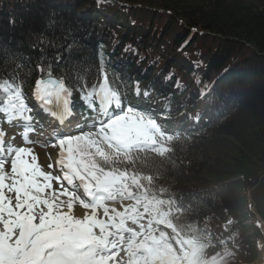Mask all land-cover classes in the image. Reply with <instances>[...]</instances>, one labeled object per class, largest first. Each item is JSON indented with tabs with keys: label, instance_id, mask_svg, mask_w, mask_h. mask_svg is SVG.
Masks as SVG:
<instances>
[{
	"label": "trees",
	"instance_id": "obj_1",
	"mask_svg": "<svg viewBox=\"0 0 264 264\" xmlns=\"http://www.w3.org/2000/svg\"><path fill=\"white\" fill-rule=\"evenodd\" d=\"M102 1L125 6L93 11L103 6L99 0H56L51 7L47 0H0V6L13 3L4 12L18 22H0V46L21 42V52L38 57L25 36L42 32L56 44L47 55L59 51L63 63L60 45L75 39L79 56L96 54L102 45L106 62L124 69V86L142 80L160 89L161 100L172 99L175 114L187 109L192 140L173 145L165 158L135 154L121 167L142 195L173 207L180 233L205 241L188 254L190 264L254 263L246 228L238 226L247 217L241 193L253 188L254 208L264 219V0ZM50 16L58 21L54 33L46 29ZM60 25L70 32L67 39ZM255 237L264 241L258 230Z\"/></svg>",
	"mask_w": 264,
	"mask_h": 264
},
{
	"label": "snow or ice",
	"instance_id": "obj_2",
	"mask_svg": "<svg viewBox=\"0 0 264 264\" xmlns=\"http://www.w3.org/2000/svg\"><path fill=\"white\" fill-rule=\"evenodd\" d=\"M57 26L50 16L46 29L54 33ZM59 30L65 39L70 35L63 25ZM25 39L38 57L21 52V42L0 46V119L22 130L18 144L0 129V264H111L114 236L124 220L108 202L126 193L132 177L121 165L131 161L150 121L141 110L122 106L102 45L96 54L79 56L73 39L60 45L61 63L59 51L47 55L45 49L56 44L46 34L29 30ZM26 84L52 118L44 146L59 149L60 174L45 171L30 146L37 141L30 139L36 128ZM74 90L88 113L80 119L74 118ZM77 203L89 211L74 214Z\"/></svg>",
	"mask_w": 264,
	"mask_h": 264
},
{
	"label": "rangeland",
	"instance_id": "obj_3",
	"mask_svg": "<svg viewBox=\"0 0 264 264\" xmlns=\"http://www.w3.org/2000/svg\"><path fill=\"white\" fill-rule=\"evenodd\" d=\"M111 8H114V6H111ZM2 29L4 30V34H5V28H2ZM188 53L189 52H186L185 55ZM246 58H249V56L244 57V59ZM194 60L200 61L201 63L203 62V60L200 57ZM198 71L199 69L197 70L194 69L191 77H193L196 73H198ZM176 74L179 77L183 75L180 71H177ZM201 75L206 76L207 74L203 73ZM211 76L214 77V73ZM31 102H34V100H32ZM164 123L165 122H163V124ZM21 131L22 130L19 128L9 126L7 129H5L6 140H12L14 138L16 143L21 144L22 143ZM50 132L51 131L45 128L37 130L36 134H39V135L32 134L33 141H37V142L34 143L31 147L34 148L35 153L38 157V162L40 163L41 167L44 168L45 171H51L54 175H57V174H60L59 164L57 163L59 159V149L57 147H52L50 145L44 146V144L47 143L46 138L48 137ZM41 141H43V143H41ZM49 164L53 165L51 169L48 168ZM54 186L56 185L54 184ZM241 196H244V195H241ZM82 198H84L83 195H82ZM108 204L110 207L115 208L117 212L122 214V217L125 223L124 224L125 233H124V230L123 231L120 230L116 232L114 236L115 247L111 252V261L113 260V263L127 264L128 262L127 259H129V257H127V253L125 255L120 254V250L122 251L124 250L125 245L129 243L130 239L132 241H135L133 240V237L128 232L134 233L135 235L137 234V228H135L134 225L132 224V221L137 220L144 226L143 230L146 231V233L142 235L141 234L142 230H138V233L140 235V241H138L139 248L135 251L138 257L137 259L138 264H172L168 259L161 257L160 254H156L155 252L149 255H145L142 253V249L144 247H149V245H151L150 243L153 242L154 240L153 232L155 230V227L157 226V225L154 226V225H149L145 223L148 222L151 217H154L156 220L155 222L156 224L163 225V226H170L172 224L171 223L172 213L169 208L162 206L156 201L142 199V198H137V199H133L130 201L119 202V203H111L109 201ZM88 211L89 210L84 209L82 205H80L79 203L75 204L73 208V213L78 216L80 213H85ZM102 211H103L102 209L99 210V213L101 215H102ZM245 211L247 210L245 209ZM131 217H134L136 219H133ZM249 231H253V230L250 229ZM118 238H122V239L125 238L126 240L122 242V241H119ZM177 244H180V241H177ZM255 248L257 252L260 250V256L264 254V245L257 244ZM251 253H256V252L254 249H251ZM250 258L251 256H247L248 260ZM256 264H263L261 263L260 257Z\"/></svg>",
	"mask_w": 264,
	"mask_h": 264
},
{
	"label": "bare ground",
	"instance_id": "obj_4",
	"mask_svg": "<svg viewBox=\"0 0 264 264\" xmlns=\"http://www.w3.org/2000/svg\"><path fill=\"white\" fill-rule=\"evenodd\" d=\"M263 264H264V257L261 258ZM129 261V260H128ZM132 262H129L128 264H131Z\"/></svg>",
	"mask_w": 264,
	"mask_h": 264
}]
</instances>
